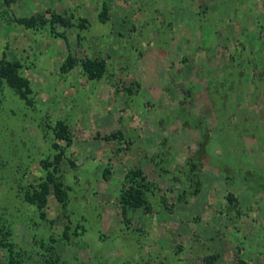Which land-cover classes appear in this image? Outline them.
<instances>
[{"label":"rangeland","instance_id":"obj_1","mask_svg":"<svg viewBox=\"0 0 264 264\" xmlns=\"http://www.w3.org/2000/svg\"><path fill=\"white\" fill-rule=\"evenodd\" d=\"M212 8L214 0H0V68L20 63L32 101L0 78V264L11 255L2 241L24 264H207L208 256L258 264L247 232L264 236V83L238 24L225 37L231 21H221L216 46L195 50ZM53 13L73 26H52ZM32 17L47 22H20ZM69 56L103 59L107 72L90 79L80 63L63 72ZM88 108L115 113L110 129L88 131ZM60 122L71 144L58 136ZM195 180L206 200L198 204ZM43 182L45 217L28 200ZM130 182H145L150 209H125ZM168 243L174 249L162 255ZM259 255L264 264V243Z\"/></svg>","mask_w":264,"mask_h":264},{"label":"crops","instance_id":"obj_2","mask_svg":"<svg viewBox=\"0 0 264 264\" xmlns=\"http://www.w3.org/2000/svg\"><path fill=\"white\" fill-rule=\"evenodd\" d=\"M246 1L247 2H245L244 5H241L240 7L237 8L233 5V1L228 2L229 4H227V3H224V1H222V0H214L215 8L214 9L212 8L211 11L209 13H207L209 15L211 14V16L214 19V23L210 24V21L208 20V19H210L209 15H208V17H205L204 19H202V21H203L202 25L204 27H207L208 29H207V31L200 33L201 37H199L198 44L195 45V50H197L196 48L199 49V46H198L199 42L202 46H212V45H215L216 43H218V41H219L218 36L220 37L223 35L226 37V35L227 36L234 35V33H233L234 32V26L233 25L238 24L239 25V31L237 34L242 39L245 50L248 52L255 53V57L257 58V65H258L257 67H258L259 71L262 72V82L264 83V0H246ZM187 13H190V8H188ZM226 20H229V22L230 21L231 22L229 24L226 22L227 27L224 31L225 33L223 32V34L220 35L221 29L215 25L219 24L221 21H226ZM221 42L224 45L227 44L226 39L222 40ZM198 51L199 52L204 51V49L203 50L200 49ZM151 74H152L151 77L154 79L156 77L155 76L156 74H154V73H151ZM249 78L250 79L254 78L253 73H251V77H249ZM143 81L144 80H142V79L137 80V83L139 85L138 87L140 89L139 93L144 89ZM244 81H245V79H244ZM139 109H140V112L142 113L141 108H136L135 110L139 112ZM88 110H89L88 118L90 119L92 116L91 120L86 119L88 121V123L90 124L89 125L90 127H86V129H88V131H94V130H100L101 131V130H105V129H110V123L109 122H110L111 117L115 116L114 115L115 113H113L112 111H106V110L104 112H98L96 110L92 111L89 108H88ZM86 126H88V125H86ZM143 139H144V137H143ZM158 142H159V140L156 142L154 141V145H152V147H150V148H154ZM214 180L215 179H213V181ZM209 181H210V179H209ZM203 189H204V186L202 185V191H200L198 194H196L194 196L196 198L193 201L197 202V204H198V202L206 201V200H203ZM206 196H209V194ZM206 203H207L206 207H208L207 206L208 204H211L210 201H207ZM179 209H180V206L177 205L176 212L177 211L179 212ZM195 209L198 210V208H195ZM198 211L203 212V209H199ZM176 216L178 218H180L179 215H176ZM103 222L105 223L106 219H104ZM149 222L150 223H148V222L146 223L149 225V227H151V228L157 227V225L153 224L151 220ZM176 222H178V221H176ZM260 225H261V223L258 224V228L260 227ZM250 236L251 237L256 236V240H251L250 243L257 244L258 252H257V256L255 255V257H257L258 264H261V259H260L261 256L259 254H260V251L263 250L264 236L261 235L260 229H258L256 231L251 230V231L247 232V243L250 240ZM255 241H256V243H255ZM168 244L170 245L168 247L169 249L166 250L165 252H163L162 255L163 254L168 255L169 251H173V249H174L173 247L175 245L172 246L173 243H168ZM217 244H220V243L216 242L214 240V243L213 242L211 243L212 249H214V247L216 248L215 245H217ZM248 248H249V246H248ZM177 255H180V253Z\"/></svg>","mask_w":264,"mask_h":264},{"label":"trees","instance_id":"obj_3","mask_svg":"<svg viewBox=\"0 0 264 264\" xmlns=\"http://www.w3.org/2000/svg\"><path fill=\"white\" fill-rule=\"evenodd\" d=\"M14 0H5L6 3L10 4ZM101 18L103 21L107 20L108 16L106 12H103L101 15ZM20 22L25 24L28 27H36L39 26V24L44 25L46 24V20H40L39 18H23L20 19ZM86 23L87 21L84 20ZM56 23H61L66 26H73V22L60 14L53 13L51 18V25L54 26ZM85 25L82 23V26ZM78 63L81 64L84 73L88 76L90 79H101L104 77V75L107 72V62L103 59H93V58H84L81 60H76L72 56H69L68 59L63 63L62 65V71L68 72L72 68H74ZM20 63L17 61H8L4 63L0 68V78H3L10 86L14 87L22 97L26 98L28 102L32 103L31 99L29 98V95L31 93L30 83L29 80L24 77L19 72ZM136 88L139 86L138 83H134ZM136 88L134 90H136ZM133 90V89H132ZM60 130L58 131V136L61 139H64L68 142V144L72 143V139L70 135L67 133V128L63 126V122L59 123ZM45 166H50L51 162H44ZM193 171L196 169V165L192 164ZM144 179V177H143ZM196 181V180H195ZM137 182H130L128 187L125 188L122 196H121V202L123 203L125 209L131 208V207H140V206H146L147 209H150V200L146 197V190L144 186L146 185L145 182H141L140 185L136 184ZM144 185H141L143 184ZM196 187L192 194H198L201 191V181L197 180ZM54 188L56 191V195L59 198V200L63 203V205H66V198L67 193L63 187V181L61 180H55L54 181ZM51 187L48 182H43L40 184L39 189H35L33 192L28 193V200L37 205V207L42 210V216L45 217V207L47 204V196L50 194ZM180 198V197H179ZM1 244L4 245V247H9V251L11 252L10 255V264H24L23 260L20 258V255H15V251L12 248L11 243L7 242H1ZM216 257L215 256H208L206 257L207 264H216L215 262Z\"/></svg>","mask_w":264,"mask_h":264}]
</instances>
